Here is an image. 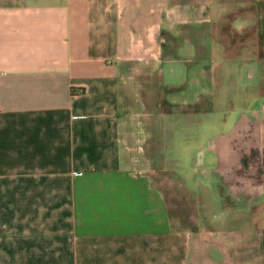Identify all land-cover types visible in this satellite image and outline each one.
Returning <instances> with one entry per match:
<instances>
[{"label":"crops","instance_id":"0c3cea01","mask_svg":"<svg viewBox=\"0 0 264 264\" xmlns=\"http://www.w3.org/2000/svg\"><path fill=\"white\" fill-rule=\"evenodd\" d=\"M190 1L223 18L255 0H0V264H264V117L246 160L226 133L208 151L229 224L200 205L204 158L176 183L157 135L130 130L128 85L166 79Z\"/></svg>","mask_w":264,"mask_h":264},{"label":"rangeland","instance_id":"374dc122","mask_svg":"<svg viewBox=\"0 0 264 264\" xmlns=\"http://www.w3.org/2000/svg\"><path fill=\"white\" fill-rule=\"evenodd\" d=\"M244 6L219 18L222 5L216 3L190 1L176 5L171 13L176 23L163 44L164 53L173 59L161 66L173 86L167 91L161 78L160 85L150 84L143 75L144 88L138 80L134 85L129 83L127 89V103L132 105L127 113L131 118L140 111L146 116L136 126L130 124V130L141 136L157 135L155 162L160 170L163 165L176 183L190 185L194 180L190 168L204 158L208 170L202 180L206 184L196 191L200 205L208 202L228 224L226 218L231 212L220 210L221 177L214 155L208 151L215 149L219 134L226 133L225 139L256 117H264V0ZM169 64L174 67L172 76L167 74ZM150 96L155 101L153 106L145 101ZM136 98L146 102L137 105V111ZM241 113L244 120L236 123ZM151 115L153 119H149ZM201 148H206V155L199 153ZM160 175L164 177L166 171H160Z\"/></svg>","mask_w":264,"mask_h":264},{"label":"flooded vegetation","instance_id":"af4514ba","mask_svg":"<svg viewBox=\"0 0 264 264\" xmlns=\"http://www.w3.org/2000/svg\"><path fill=\"white\" fill-rule=\"evenodd\" d=\"M161 69L163 70V68H161ZM173 73H174V67H173V65L169 64L167 66V74L172 76ZM163 77L165 78L167 76L163 75ZM165 81H166V79L164 81L161 80V82H163L162 88H164V87L168 88V87H171V85L173 86L171 81H169L168 83ZM159 85H160V80H159ZM240 127H242V126H240ZM256 127H257L256 122L251 121V123H249V124L247 123V126H245L243 128H239V129H237V131L231 132L230 136L227 137L228 141H227V143H225L224 146L227 145L228 147H230L232 152H233L232 153L233 155H234V152L238 151V153H241L240 156H243L244 160H246V157L249 155L248 154L249 151H252L253 150L252 147H254V145L258 144L256 141H254L255 140L254 136H256V130H257ZM260 147H263V144H261ZM233 150H236V151H233ZM224 160L226 161L227 159L225 158V159H223V161ZM216 161L218 162V159ZM257 168H259L261 170H257L256 172H254L253 177H257L259 173L264 171L263 166H260V167L257 166Z\"/></svg>","mask_w":264,"mask_h":264}]
</instances>
